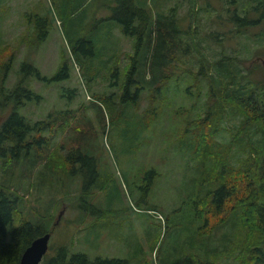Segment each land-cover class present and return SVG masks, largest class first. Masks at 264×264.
Segmentation results:
<instances>
[{"label":"trees","instance_id":"1","mask_svg":"<svg viewBox=\"0 0 264 264\" xmlns=\"http://www.w3.org/2000/svg\"><path fill=\"white\" fill-rule=\"evenodd\" d=\"M52 2L54 3L53 0ZM192 2H189L190 11H193ZM55 3L54 9L62 21L61 25L64 23L65 27L68 26L72 19H64L63 16H68L71 12L70 0ZM152 3L151 9L146 0H114L113 4H108L111 13L104 18L108 22L107 34L117 25L122 34L131 37L132 51L127 54V61L123 66L113 61L108 64L107 59L104 61L102 65L106 68L105 75L109 80L107 86L117 84L118 90H93L92 105L101 128L105 127V117L108 118L111 128L114 124L123 123L124 118L130 116L127 108L134 107L140 91L146 90L150 110L148 112L144 109L139 118L147 129L161 111V104L156 102L165 101L160 94L167 89L170 81L177 84L179 80L185 79L188 85L182 88V92L188 98H200L199 93L192 91H199L201 94L205 92L202 113L186 121L183 136L177 141L179 150L193 154L198 164L199 172L194 191L189 192L177 206L163 211L159 203L149 199L156 179L161 175L157 166L151 165L144 169L141 181L134 183L138 192L134 204L146 208L142 211L143 214H149L147 210L161 213V238L164 240L166 237L170 241L164 256L160 255L157 239L151 243V249H158L155 256L157 264H177L179 260L183 264H264V137L256 136L264 135V78L255 81L246 76L252 67L264 68V65L255 57L245 67L246 74H240V68L234 70L235 56L223 54L208 58L199 48L198 36H189V42L182 43L181 30L175 24H167L159 12L155 16ZM259 5L263 8L264 0H259ZM2 7L0 6L1 13ZM25 18L31 30L23 34L21 39L27 43H41L48 33L47 14L33 11L27 13ZM97 19L100 20L95 18L91 23ZM231 19L238 22L241 17L232 12ZM94 27L93 23L87 30ZM84 34L69 38L70 51L79 65L81 76L91 79V75L95 78L100 69L99 66L94 68L92 62L93 56H97L95 39L98 37L95 34H89L88 37ZM1 43L0 34V55L5 49V45ZM190 44L195 63L183 62L184 72L178 76L175 72L178 68L177 58L190 54ZM14 58L15 55L11 53L0 62V109L11 106L0 123V264H20L24 248L37 235L51 231V225L55 224L51 223L49 212L41 214L30 211L27 212V217L12 226L15 211L23 207L18 188L13 183L12 170L16 165L21 174L30 179L29 184H33L35 178L44 170L56 172L62 168L64 174L71 178L75 174H82V197L87 196L91 187L96 184L94 167L87 172L78 164L77 158L70 156L73 152L82 150L87 159L92 158L90 142L84 141L75 145L80 139L76 127H73L75 133L66 138L71 142L68 148L62 138L60 144H55L59 148L54 155L44 157L37 150V139L33 132L39 131L41 127L37 126V122L31 123L17 109L24 102L23 99L37 95L27 86L28 76H44L30 60H22L19 69L21 76L11 87L6 86ZM68 75V64L62 58L52 77L64 78ZM69 116L74 117L75 114L73 116L72 112L60 113L56 117L60 120L57 125L63 132ZM234 118H237V122L230 125L227 138L218 140L216 136L222 131V122ZM87 138L91 139V136ZM88 144L90 148L85 147ZM63 149L64 153L60 154ZM55 156L62 157L63 161L54 164L52 158ZM82 201L79 205L81 208L89 209L95 215L102 214L91 201L84 198ZM104 212L106 213L105 209ZM180 216H187L184 224H181ZM186 223L189 225L186 226ZM223 226H226L225 230L217 236L218 229ZM179 227L182 231L186 230L184 243H178L176 238L182 232ZM213 239L217 240L216 245L212 243ZM69 247L68 244H61L53 254L46 252L40 264H131L135 257H139L138 252H141L136 246L127 257H89L80 250L70 251ZM171 251L179 253L180 256L172 257ZM225 259H229V262L224 261Z\"/></svg>","mask_w":264,"mask_h":264},{"label":"rangeland","instance_id":"2","mask_svg":"<svg viewBox=\"0 0 264 264\" xmlns=\"http://www.w3.org/2000/svg\"><path fill=\"white\" fill-rule=\"evenodd\" d=\"M53 1L54 3L52 0H0V6H3L2 13L0 12L1 45H5V49L1 51L0 62L11 53L15 55L5 84L11 87L17 82L21 76L19 69L22 60L31 61L44 78H39L36 74L28 76L27 86L37 95L23 99L24 102L17 110L31 123L37 122V126L41 127L39 131L33 132L37 139V150L41 151L44 157L54 155L59 148L55 144H60L62 138L68 148L71 142L66 138L75 133L73 127H76L80 139L75 145L84 141L90 142L92 158L87 159L82 150L73 152L70 156L77 158L78 164L87 172L94 167L96 184L91 187L87 196L82 197V174H75L71 178L64 174L62 168L56 172L44 170L35 178L33 184H29L30 179L22 175L16 165L12 170V177L14 186L18 188L17 192L22 198L23 207L15 211L12 226L27 217V212H49L51 223L55 224L51 225L53 229L46 251L48 253L53 254L59 245L68 244L70 251L80 250L89 257H127L138 246L141 252H138L139 257H135L131 264H157L155 256L158 249H151V243L157 239L160 255L164 256L170 241L166 237L164 240L161 238V213L147 210L149 214L146 215L142 213L146 210L143 205L134 204L138 193L134 183L141 181L144 169L151 165L157 166L161 175L156 179L149 199L159 203L163 211L177 206L189 192L194 191L199 172L198 164L193 154L179 150L177 141L183 136L186 121L202 113L205 92L201 94L199 91H192L199 93L200 98H188L182 92V88L188 85L185 79L179 80L177 84L170 81L167 89L160 94V97L164 96L165 101L156 102L161 104L158 117L145 129L139 116L143 114L144 109L149 112L150 106L146 97L147 91L142 90L137 104L127 108L130 116L125 117L123 123L114 124L110 128L108 118L105 117V127L101 128L92 105V91L117 92V84L107 86L109 80L102 64L107 59L108 64L113 61L123 66L127 61V54L132 51L131 37L122 34L117 25L107 34L108 22L104 18L111 13L108 4H113L114 0H70L71 12L63 17H70L72 21L66 27L64 23L61 25L62 21L54 9L55 2L62 0ZM146 1L151 9L153 0L151 3L150 0ZM189 2L192 1L154 0L153 14L157 16L159 12L167 24L177 25L181 30L182 43L189 42V36H198L199 48L208 58L223 54L235 56L234 70L240 68V74H246L245 67L249 66L255 57H264V7L259 5V0H193V11H190ZM33 11L46 13L49 20L46 38L37 44L21 39L23 34L31 30L25 16ZM232 12L239 15L241 20L234 22L231 19ZM95 18L100 20H95V27L87 30L93 25L91 22ZM83 34L87 37L89 34H95L98 37L95 39L97 56H93L92 62L94 68L99 66L100 69L95 78L91 75V79L81 76L79 65L72 58L73 53L70 51L69 38ZM188 48L190 54L177 58L178 68L175 72L178 76L184 72L183 62L195 63L192 44ZM62 58L68 64L69 75L53 78L52 75ZM246 76L255 81L264 78V68L252 67ZM10 109L11 106L0 109V123ZM70 112L75 116L67 117L68 124L63 132L57 125L60 120L56 117L60 113ZM236 122L237 118L223 121L222 131L216 138L226 139L230 125ZM87 136H91V139ZM256 136L264 137L261 134ZM85 147L90 148V145ZM64 151L65 149L61 150L60 154ZM62 161V157L52 158L54 164ZM82 198L94 203L102 214L95 215L89 212V209L81 208L79 205L83 202ZM185 218L187 216L179 217L181 224L185 223ZM188 225L186 223V226ZM225 227L219 228L216 235H221ZM179 229L182 231L181 227ZM185 233L186 230L177 234L178 243H184ZM211 241L214 245L217 244L216 239ZM170 253L172 257L180 256L175 251ZM224 261L229 262V259ZM181 263L183 264L181 260L177 262Z\"/></svg>","mask_w":264,"mask_h":264},{"label":"water","instance_id":"3","mask_svg":"<svg viewBox=\"0 0 264 264\" xmlns=\"http://www.w3.org/2000/svg\"><path fill=\"white\" fill-rule=\"evenodd\" d=\"M256 59H259L258 57ZM260 62L264 65V57H260ZM51 231L37 235L24 248L20 256V264H40L42 257L48 249V242Z\"/></svg>","mask_w":264,"mask_h":264},{"label":"flooded vegetation","instance_id":"4","mask_svg":"<svg viewBox=\"0 0 264 264\" xmlns=\"http://www.w3.org/2000/svg\"><path fill=\"white\" fill-rule=\"evenodd\" d=\"M257 57L260 59V57H259V56H257ZM257 57H256V58H257Z\"/></svg>","mask_w":264,"mask_h":264}]
</instances>
